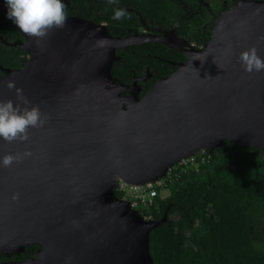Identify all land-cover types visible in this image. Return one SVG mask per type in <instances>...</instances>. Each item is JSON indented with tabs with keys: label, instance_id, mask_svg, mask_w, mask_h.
Wrapping results in <instances>:
<instances>
[{
	"label": "water",
	"instance_id": "water-1",
	"mask_svg": "<svg viewBox=\"0 0 264 264\" xmlns=\"http://www.w3.org/2000/svg\"><path fill=\"white\" fill-rule=\"evenodd\" d=\"M7 11L0 4L8 19ZM18 31L23 41L1 43L28 59L19 69L0 66V101L38 107L46 118L26 141L0 139V158H20L0 166V253L38 246L19 264H154L149 234L167 212L144 219L114 196L115 185L157 182L227 142L264 150V71L245 73L238 62L251 47L264 60V0H238L223 11L203 49L173 29L120 38L75 16L42 39ZM149 43L187 61L140 97L146 77L125 85L111 70L117 50Z\"/></svg>",
	"mask_w": 264,
	"mask_h": 264
},
{
	"label": "trees",
	"instance_id": "trees-1",
	"mask_svg": "<svg viewBox=\"0 0 264 264\" xmlns=\"http://www.w3.org/2000/svg\"><path fill=\"white\" fill-rule=\"evenodd\" d=\"M178 1L185 2L188 9L200 7L198 0H62L67 17L104 24L114 37L131 36L142 27V19L148 25L157 22L176 33L187 29L190 42L206 45L219 11L209 16L202 8L201 13L183 16ZM203 1L214 4L215 0ZM118 9H123L126 16L115 20L113 15ZM0 38L7 42L22 39L18 28L3 16ZM162 48L160 44H145L117 50L120 58L113 64L112 76L118 83L130 85L131 70L140 74L145 65H158L147 53H159ZM27 59V53L0 40L1 67L19 69ZM157 69L159 73L141 85V97L160 77L173 71L163 65ZM201 156L205 161L198 164L197 170L181 172L167 195L158 190L154 205L143 213L148 220L158 221L167 212V221L149 234L153 263L264 264V150L227 142L211 153L199 154L198 161ZM114 196L121 198L119 193ZM37 249V245L26 246L19 259L31 258Z\"/></svg>",
	"mask_w": 264,
	"mask_h": 264
},
{
	"label": "clouds",
	"instance_id": "clouds-1",
	"mask_svg": "<svg viewBox=\"0 0 264 264\" xmlns=\"http://www.w3.org/2000/svg\"><path fill=\"white\" fill-rule=\"evenodd\" d=\"M109 3H115V0H109ZM5 4L8 9V19L29 37L42 39L52 30L65 27L67 14L62 0H5ZM125 16L126 12L118 9L114 12L113 19L120 20ZM238 62L245 73L264 71V60L258 55L255 47L242 51L238 56ZM7 87L14 89V82H8ZM16 93L24 104L28 103L21 89H16ZM45 119L38 107L22 108L12 100L0 101V139L8 143L26 141L29 137V129L42 127ZM24 155L30 156L31 153ZM19 159L17 156L4 155L0 158V166L10 167Z\"/></svg>",
	"mask_w": 264,
	"mask_h": 264
},
{
	"label": "flooded vegetation",
	"instance_id": "flooded-vegetation-1",
	"mask_svg": "<svg viewBox=\"0 0 264 264\" xmlns=\"http://www.w3.org/2000/svg\"><path fill=\"white\" fill-rule=\"evenodd\" d=\"M194 1H197V0H194ZM198 1L200 3V7L198 6L197 8H194V9H190L189 8L190 11H189V9H188V7H187L185 2L178 1L177 3L180 5V8L184 11V13H183L184 15L183 16H188V15L192 16V14H194L196 12L201 13L202 12L201 9L204 8L205 11L209 14V16H214L219 11V13L214 18V21H215V19L223 11H225L226 9L231 7L238 0H227V1L215 0L218 3V5H217V3L215 4V7L217 8L216 10L212 7L213 6L212 3L210 4V3H207L206 1H203V0H198ZM231 2H232V5L229 6V4ZM0 4H2L3 7H6L5 0H3V2H1ZM0 16H2V15H0ZM167 29H171V28H166V27H163L162 25H160L157 22H153L152 24H149V25L146 24L145 27L142 26L140 29H138L137 31L133 32L132 35L135 33V34H150V35H154V36H160L161 35L160 31L167 30ZM174 32H175V30H174ZM189 32H190L189 30L185 29L184 32L183 31H180L178 33L175 32V34L179 38L186 40L194 48L203 49L205 47V45L204 46H202V45L196 46V44L194 42H190V40H189L190 39V35L187 34ZM21 40L23 41V38ZM149 44H153V43H149ZM157 44H160V43H157ZM157 44H153V45H157ZM160 45H162V44H160ZM162 46H163V48H162V50L159 53H149V54L147 53V55H149L152 59L157 61L156 63H158V65H163V66H165V68H173V71H171V73H173L177 69L178 64L185 63L187 61L186 57L180 52H177V51H174V50H172L170 48H167L164 45H162ZM158 65H155V66L152 65L153 68H151L150 65L147 64V65H145L143 70L140 71V74H136L134 72V70H131L132 71V81H133L134 77H136V78H144V77H146V81H138V85L140 86L141 91H142L141 85L146 83V82H148L149 80H151L154 77L155 73H159V71L157 69ZM2 68H4V67H2ZM161 78H164V77H160V79ZM132 81H131V83H132ZM141 91H140V93H141ZM18 255H5V254H2V256L0 257V264H19V263H22V262L26 261V260L19 259Z\"/></svg>",
	"mask_w": 264,
	"mask_h": 264
},
{
	"label": "built area",
	"instance_id": "built-area-1",
	"mask_svg": "<svg viewBox=\"0 0 264 264\" xmlns=\"http://www.w3.org/2000/svg\"><path fill=\"white\" fill-rule=\"evenodd\" d=\"M205 151H201L196 155L183 160L171 168L167 174L159 179L157 182L148 183L143 186H133L118 182L114 187V193L121 194V200L127 201L132 209L138 212L144 219V211L150 209L155 202L158 195V190L168 192L174 186V182L180 178V173H186L188 169L197 170L199 163H204L205 157L201 156L200 160H197L199 154H203ZM176 170L177 172H173Z\"/></svg>",
	"mask_w": 264,
	"mask_h": 264
},
{
	"label": "rangeland",
	"instance_id": "rangeland-1",
	"mask_svg": "<svg viewBox=\"0 0 264 264\" xmlns=\"http://www.w3.org/2000/svg\"><path fill=\"white\" fill-rule=\"evenodd\" d=\"M218 1H219V0H218ZM223 1H227V0H223ZM215 2H216V1H215ZM215 2H214V4H213L212 7L216 10L217 8L215 7ZM217 5H218V3H217ZM167 194H168V192H164V193H163V195H167Z\"/></svg>",
	"mask_w": 264,
	"mask_h": 264
}]
</instances>
